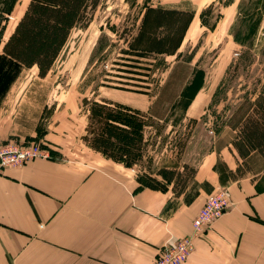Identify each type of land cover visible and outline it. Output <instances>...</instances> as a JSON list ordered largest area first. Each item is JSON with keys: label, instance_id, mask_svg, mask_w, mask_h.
I'll return each mask as SVG.
<instances>
[{"label": "rangeland", "instance_id": "1", "mask_svg": "<svg viewBox=\"0 0 264 264\" xmlns=\"http://www.w3.org/2000/svg\"><path fill=\"white\" fill-rule=\"evenodd\" d=\"M27 1L17 0L0 24L2 41ZM0 62V146L33 142L50 158L27 163L83 164L96 156L82 140V100L127 104L146 115L141 163L126 166L98 153L109 166L120 164L117 173L145 183L158 165L151 153L145 163V130L155 154L174 158L187 148L184 155L198 160L217 131L232 128L235 113L264 105V0H100L45 77L35 67Z\"/></svg>", "mask_w": 264, "mask_h": 264}, {"label": "crops", "instance_id": "2", "mask_svg": "<svg viewBox=\"0 0 264 264\" xmlns=\"http://www.w3.org/2000/svg\"><path fill=\"white\" fill-rule=\"evenodd\" d=\"M216 133L195 160L187 148L174 158L155 154L145 130V163L151 153L158 164L145 183L91 149L96 159L84 165L40 160L0 171V264H151L164 245L191 234L219 188L233 205L194 239L185 264H264V157L238 129Z\"/></svg>", "mask_w": 264, "mask_h": 264}, {"label": "trees", "instance_id": "3", "mask_svg": "<svg viewBox=\"0 0 264 264\" xmlns=\"http://www.w3.org/2000/svg\"><path fill=\"white\" fill-rule=\"evenodd\" d=\"M16 2L0 1V24L7 22ZM99 2L29 0L3 41L5 26H0V60L10 65L35 67L38 76L45 77L73 28L87 26ZM82 103L86 107L87 124L82 135L86 146L126 166L139 165L146 115L127 104L106 100L88 101L84 98ZM242 109L239 116L235 113V123L231 127L238 129L244 141L264 157V105L252 107V113ZM158 173L170 181L174 171L162 168Z\"/></svg>", "mask_w": 264, "mask_h": 264}, {"label": "built area", "instance_id": "4", "mask_svg": "<svg viewBox=\"0 0 264 264\" xmlns=\"http://www.w3.org/2000/svg\"><path fill=\"white\" fill-rule=\"evenodd\" d=\"M49 159L48 150L37 143H4L0 146V170L27 163L30 160ZM233 205L227 188L210 192L192 219V232L180 237L172 245H164L151 264H185L193 248L194 239L212 227Z\"/></svg>", "mask_w": 264, "mask_h": 264}]
</instances>
